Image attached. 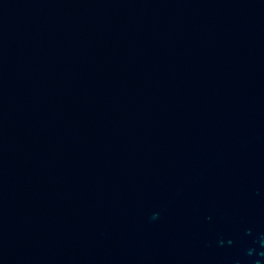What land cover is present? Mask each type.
<instances>
[{
	"label": "water",
	"instance_id": "obj_1",
	"mask_svg": "<svg viewBox=\"0 0 264 264\" xmlns=\"http://www.w3.org/2000/svg\"><path fill=\"white\" fill-rule=\"evenodd\" d=\"M0 264H264V0H0Z\"/></svg>",
	"mask_w": 264,
	"mask_h": 264
}]
</instances>
